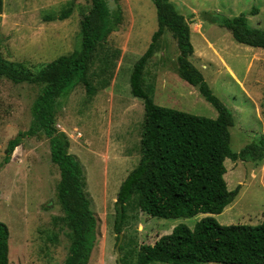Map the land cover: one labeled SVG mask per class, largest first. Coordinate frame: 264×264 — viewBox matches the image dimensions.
<instances>
[{
	"label": "rangeland",
	"instance_id": "1",
	"mask_svg": "<svg viewBox=\"0 0 264 264\" xmlns=\"http://www.w3.org/2000/svg\"><path fill=\"white\" fill-rule=\"evenodd\" d=\"M70 0H1L0 54L3 60L32 72L80 47V20L89 0H75L71 15L58 20ZM189 28L193 55L213 94L231 112L230 149L239 152L264 137V50L239 44L224 22L243 15L248 26L264 31V0H169ZM119 5L122 22L98 47L89 70L95 94L80 84L58 100L56 128L69 139V150L80 163L97 238L89 264H119L114 231L119 187L140 158L143 100L132 96L129 78L135 62L148 48L157 29L151 0H109ZM53 16V21L44 20ZM178 49L167 31L144 74V89L160 107L210 119L215 108L197 87L177 75ZM152 87V91L148 87ZM41 86L0 79V164L9 140L29 129L32 106ZM224 179L236 197L219 215L192 218H153L129 209L121 228L120 259L137 262L142 246H152L173 228L193 229L206 217L222 226H258L264 220V159L259 163L224 161ZM59 170L51 162L42 134L24 138L8 164L0 168V222L9 230L8 264H62L70 244L57 203ZM122 247V249H120ZM162 264V263H151ZM216 264V263H200Z\"/></svg>",
	"mask_w": 264,
	"mask_h": 264
},
{
	"label": "trees",
	"instance_id": "2",
	"mask_svg": "<svg viewBox=\"0 0 264 264\" xmlns=\"http://www.w3.org/2000/svg\"><path fill=\"white\" fill-rule=\"evenodd\" d=\"M1 1V0H0ZM91 5L80 26V47L32 72L22 65L7 62L0 54V79L14 84L41 86L32 106V121L25 132L9 140L0 168L24 138L42 134L48 140L50 159L59 170L56 199L68 229V254L62 264H89L97 238V220L84 192L85 179L80 163L68 152L69 139L56 124L58 100L82 84L89 97L95 89L89 70L95 53L122 22L119 5L112 9L109 0H89ZM156 8L157 29L144 54L133 65L129 78L133 97L143 100L144 115L140 137V158L121 183L115 202L114 231L121 234L129 209L150 217L192 218L198 214L219 215L236 197L239 188L229 191L224 179V161L259 163L264 159V137L239 152L230 149L231 112L213 94L201 72L189 61L193 55L190 32L182 16L169 0H151ZM70 0L58 20L67 19L74 8ZM56 18L46 16L44 20ZM239 44L264 50V31L248 26L243 15L224 22ZM169 32L176 41L177 75L197 87L200 95L217 111L210 119L154 104L144 89V70L154 55L161 37ZM1 46V43H0ZM152 91V87H148ZM9 230L0 222V264L9 263ZM119 240V237H117ZM122 249V247H120ZM123 264H128L125 260ZM264 264V220L258 226H222L212 217L173 228L154 245L142 246L134 264Z\"/></svg>",
	"mask_w": 264,
	"mask_h": 264
},
{
	"label": "water",
	"instance_id": "3",
	"mask_svg": "<svg viewBox=\"0 0 264 264\" xmlns=\"http://www.w3.org/2000/svg\"><path fill=\"white\" fill-rule=\"evenodd\" d=\"M121 240H122V235L120 234V236H119V240H118V243H117V245H116L117 260H118V263H119V264H123V263L121 262L120 255H119V246H120Z\"/></svg>",
	"mask_w": 264,
	"mask_h": 264
}]
</instances>
